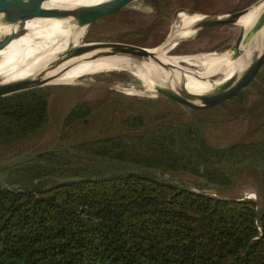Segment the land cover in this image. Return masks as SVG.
<instances>
[{
	"label": "trees",
	"instance_id": "16d2710c",
	"mask_svg": "<svg viewBox=\"0 0 264 264\" xmlns=\"http://www.w3.org/2000/svg\"><path fill=\"white\" fill-rule=\"evenodd\" d=\"M51 96H0V264H264V202L230 193L246 173L264 184V138L213 145L203 119L138 96L99 136L12 150L50 123ZM95 107L77 100L62 128Z\"/></svg>",
	"mask_w": 264,
	"mask_h": 264
},
{
	"label": "rangeland",
	"instance_id": "374dc122",
	"mask_svg": "<svg viewBox=\"0 0 264 264\" xmlns=\"http://www.w3.org/2000/svg\"><path fill=\"white\" fill-rule=\"evenodd\" d=\"M256 1L258 0H134L117 12L96 19L85 26L81 40L124 41L154 47L169 38L179 21L177 18L173 24L175 14L181 9L204 15L223 14L245 6L251 7L257 3ZM86 3L82 0H72L58 7L70 8L71 5ZM255 18L204 27L195 37L184 39L193 33L188 31L181 36L184 40L179 41L171 53L206 54L211 51V55L224 52L232 44L240 27L246 30L248 28L246 25H251ZM72 25L73 23H66L60 18L44 16L21 33L17 40L28 48L60 50L68 41ZM4 51L1 47L0 55ZM85 75L76 83L44 84L52 91L49 102L50 123L10 145L12 150L20 147L31 149L47 147L54 143L62 132L67 134L66 139L70 141L99 136L100 122L108 113L117 112L110 111L114 105L118 106L117 100L138 96L151 98L152 101L146 107L148 115L162 109L171 113L173 117L186 115L203 119L204 134L213 145L224 146L238 139L264 138V66L254 81L244 89L247 93L244 103L238 104L229 99L205 109H192L179 102H170L157 95L156 90L125 69L103 70ZM221 77V74L212 76L214 80ZM77 100L88 101L96 107L88 117L62 128L65 114ZM230 193L237 197L253 198L259 203L264 202V184L251 173H246L245 179L232 187Z\"/></svg>",
	"mask_w": 264,
	"mask_h": 264
},
{
	"label": "bare ground",
	"instance_id": "6f19581e",
	"mask_svg": "<svg viewBox=\"0 0 264 264\" xmlns=\"http://www.w3.org/2000/svg\"><path fill=\"white\" fill-rule=\"evenodd\" d=\"M71 1L44 0L42 6L46 8L58 7ZM82 1L83 3L87 2L86 4H90L99 0ZM263 5L264 0L258 1L247 8L238 17L236 22L256 17ZM71 6L75 7L78 5ZM181 13L184 14L181 15ZM193 15L199 16V18H192L195 17ZM202 16L204 14L184 9L179 10L175 14L173 24L177 18L179 21L172 29L169 38L151 48L164 62H172L176 65L169 69H164L151 59L136 61L126 55L103 54L95 56L90 52L71 57L54 68L48 69L46 66L59 58L69 42L74 44L82 42L81 37L84 33V27H77L70 17L50 16L60 18L66 23H73L71 33L67 43L60 50H58L59 48L41 50L28 48L20 44L17 37L44 16L28 18L24 20L22 25L19 23L3 22L0 16V35L10 31L16 32V35L3 46L5 51L0 55V82L32 78L47 69L43 74V77H51L47 83H76L85 74L103 70L125 69L154 90L156 84H168L175 87L182 86L193 92H206L231 74L239 73L257 53L264 51V26L251 40L242 46L241 53L233 58L227 50L211 55V51L207 52L209 54H169L167 50L172 48V44L176 40H181V36L186 32L193 31L192 25ZM184 21L186 22L180 26ZM246 26L249 27L250 24ZM215 74H221L222 77L219 80H214L212 76ZM53 75L56 76L52 77Z\"/></svg>",
	"mask_w": 264,
	"mask_h": 264
},
{
	"label": "water",
	"instance_id": "95a60500",
	"mask_svg": "<svg viewBox=\"0 0 264 264\" xmlns=\"http://www.w3.org/2000/svg\"><path fill=\"white\" fill-rule=\"evenodd\" d=\"M43 1L44 0H0L1 20L3 22L19 23L22 25L24 20L34 16H62L70 17L77 27L85 28L89 23L117 12L134 0H99L94 3L82 4L71 8H46L42 6ZM248 7L249 6H245L223 14H205L192 25L193 33L184 39L195 37L199 30L204 27L235 23L238 17L244 13ZM263 26L264 5L253 23L246 30L240 27L238 34L227 50L230 52V56L232 58L238 56L242 51V46L251 40ZM15 35L16 32L14 31L0 35V48L5 46ZM179 41H182V39L176 40L175 43L172 44V48L167 50L169 54H172L171 50L179 43ZM151 48L152 46L147 47L124 41L98 40L75 44L69 42L59 58L50 62L46 67H48V69L54 68L71 57L88 52L95 56L103 54L126 55L136 61L151 59L164 69L176 66L172 62H164L157 56L154 50H151ZM263 66L264 51H261L257 53L239 73L231 74L221 82L212 86L206 92H193L182 86L175 87L168 84H156L154 88L157 95L172 99L189 108H210L231 99L235 94L245 89L254 81ZM46 71L47 69L32 78H21L0 82V96L32 87L44 86V84H47V81L51 79V77H43V74ZM54 76L56 75H53L52 77Z\"/></svg>",
	"mask_w": 264,
	"mask_h": 264
}]
</instances>
